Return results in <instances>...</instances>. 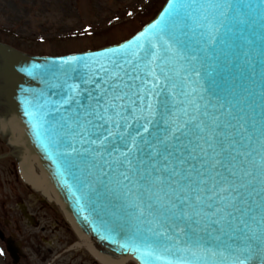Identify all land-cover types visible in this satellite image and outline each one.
Returning a JSON list of instances; mask_svg holds the SVG:
<instances>
[{"label": "snow or ice", "instance_id": "6c2138e0", "mask_svg": "<svg viewBox=\"0 0 264 264\" xmlns=\"http://www.w3.org/2000/svg\"><path fill=\"white\" fill-rule=\"evenodd\" d=\"M257 16L264 56V7L169 0L133 43L101 53L106 62L65 70L59 100L24 102L77 202L119 206L135 229L120 247L139 241L146 264H249L264 253V87L257 118L254 91L235 79L255 71Z\"/></svg>", "mask_w": 264, "mask_h": 264}, {"label": "water", "instance_id": "95a60500", "mask_svg": "<svg viewBox=\"0 0 264 264\" xmlns=\"http://www.w3.org/2000/svg\"><path fill=\"white\" fill-rule=\"evenodd\" d=\"M169 0L166 1L157 16L131 39L118 45L105 47L95 51L70 54L66 56H33L24 53L8 44L0 42V139L9 148L19 164V172L22 181L30 186L37 194L48 202L55 204L64 215L71 229L78 238L74 248L86 250L101 264H146V257L136 248V245L121 248V244L128 243V234L135 231L133 225L127 222L123 212L117 207H112L107 200L102 202L107 208H101L99 204L92 205L85 200L77 202L79 192L70 173H58L57 165L46 153L33 134L31 122L25 115V101L34 99L59 100L62 91L61 85L67 79L65 70L72 67L83 68L81 58H90V61L98 60L106 62L101 53L113 48L131 44L142 31L153 24L160 15L164 14ZM252 7L259 12L264 5L261 0H252ZM256 61L255 71L244 73L241 80L239 74L235 76L236 82L246 88H251L255 93L256 115L260 113V92L264 87V79L260 75V62L264 60L261 55V36L259 16L256 17L255 45L252 52ZM77 58L76 65H64L63 61ZM98 67V64L96 65ZM72 75V73H68ZM219 80V77H216ZM228 79H233L231 75ZM79 83V81H69ZM205 89L211 87L210 82H202ZM210 95V93H205ZM52 120L51 116L47 117ZM71 186V187H70ZM75 193V195H74ZM83 207V211L81 210ZM95 207V210H94ZM88 219L85 220L84 217ZM119 222L123 231L117 229L109 232L108 227H114ZM105 239H101V236ZM143 235V233H141ZM154 264H164L163 260L154 261ZM249 264H264V253L253 255Z\"/></svg>", "mask_w": 264, "mask_h": 264}, {"label": "rangeland", "instance_id": "374dc122", "mask_svg": "<svg viewBox=\"0 0 264 264\" xmlns=\"http://www.w3.org/2000/svg\"><path fill=\"white\" fill-rule=\"evenodd\" d=\"M165 1L0 0V41L36 55L82 52L126 40Z\"/></svg>", "mask_w": 264, "mask_h": 264}, {"label": "flooded vegetation", "instance_id": "af4514ba", "mask_svg": "<svg viewBox=\"0 0 264 264\" xmlns=\"http://www.w3.org/2000/svg\"><path fill=\"white\" fill-rule=\"evenodd\" d=\"M0 141V264H100L82 249L62 214L25 185Z\"/></svg>", "mask_w": 264, "mask_h": 264}, {"label": "trees", "instance_id": "16d2710c", "mask_svg": "<svg viewBox=\"0 0 264 264\" xmlns=\"http://www.w3.org/2000/svg\"><path fill=\"white\" fill-rule=\"evenodd\" d=\"M108 45V44H107ZM107 45H98V46H96L95 48H91V49H98V48H101V47H104V46H107ZM87 50H90V49H87Z\"/></svg>", "mask_w": 264, "mask_h": 264}]
</instances>
